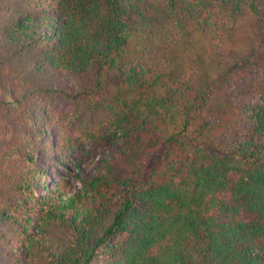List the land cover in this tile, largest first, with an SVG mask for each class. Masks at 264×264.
<instances>
[{
    "label": "trees",
    "instance_id": "trees-1",
    "mask_svg": "<svg viewBox=\"0 0 264 264\" xmlns=\"http://www.w3.org/2000/svg\"><path fill=\"white\" fill-rule=\"evenodd\" d=\"M0 264H264V0H0Z\"/></svg>",
    "mask_w": 264,
    "mask_h": 264
},
{
    "label": "rangeland",
    "instance_id": "rangeland-1",
    "mask_svg": "<svg viewBox=\"0 0 264 264\" xmlns=\"http://www.w3.org/2000/svg\"><path fill=\"white\" fill-rule=\"evenodd\" d=\"M53 134L57 137L59 132L53 130ZM104 156L105 150L86 142L68 156L61 157L58 154L47 156L41 153L39 159L40 164L46 168L45 180L49 185H55L58 180L66 177L71 182V190L75 191L81 187V179L88 178L95 173Z\"/></svg>",
    "mask_w": 264,
    "mask_h": 264
}]
</instances>
